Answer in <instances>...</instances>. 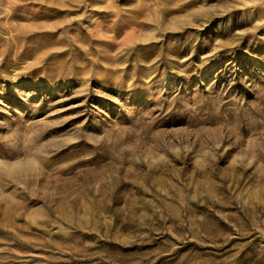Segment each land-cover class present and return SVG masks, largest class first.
Returning a JSON list of instances; mask_svg holds the SVG:
<instances>
[{"label":"rangeland","instance_id":"obj_1","mask_svg":"<svg viewBox=\"0 0 264 264\" xmlns=\"http://www.w3.org/2000/svg\"><path fill=\"white\" fill-rule=\"evenodd\" d=\"M0 264H264V0H0Z\"/></svg>","mask_w":264,"mask_h":264}]
</instances>
